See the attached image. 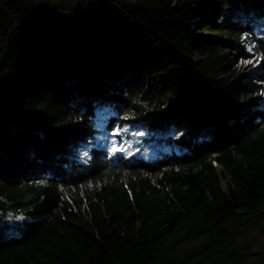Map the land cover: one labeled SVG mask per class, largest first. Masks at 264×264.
Returning a JSON list of instances; mask_svg holds the SVG:
<instances>
[{
  "label": "trees",
  "instance_id": "trees-1",
  "mask_svg": "<svg viewBox=\"0 0 264 264\" xmlns=\"http://www.w3.org/2000/svg\"><path fill=\"white\" fill-rule=\"evenodd\" d=\"M256 237L264 0H0V264H264Z\"/></svg>",
  "mask_w": 264,
  "mask_h": 264
},
{
  "label": "rangeland",
  "instance_id": "rangeland-1",
  "mask_svg": "<svg viewBox=\"0 0 264 264\" xmlns=\"http://www.w3.org/2000/svg\"><path fill=\"white\" fill-rule=\"evenodd\" d=\"M49 1H59V0H49ZM64 1H70V2H77L78 0H64ZM253 64V62L251 63H245V61H239L237 63V67H240V68H246L247 66ZM103 117H105V114L104 113H100L99 114V118L101 120V122L103 123ZM125 131H123L124 133H121V136L122 137V141H118L115 137H111V141L110 143L112 142V145L110 146V148H107V150L110 152V153H115V152H122L124 154H129L127 152H124L122 149L120 148H116L115 147V144L117 147H123V149L125 151H128V150H131L133 149V144L136 142L138 143V135H140L141 133L140 132H134L132 130H127V129H124ZM127 137V138H126ZM115 149V150H113ZM143 152V151H142ZM148 153L152 154L153 153V150L149 151ZM144 154V152H143ZM132 155H135V156H139V157H144V155L138 153V152H133ZM158 156V155H157ZM156 156V157H157ZM144 158H147V159H153L155 158V156H150V157H147L145 156ZM252 249L253 250H256L257 248H263L264 247V242H263V238L262 237H256L252 244ZM243 264H245V262H243Z\"/></svg>",
  "mask_w": 264,
  "mask_h": 264
},
{
  "label": "snow or ice",
  "instance_id": "snow-or-ice-1",
  "mask_svg": "<svg viewBox=\"0 0 264 264\" xmlns=\"http://www.w3.org/2000/svg\"><path fill=\"white\" fill-rule=\"evenodd\" d=\"M245 63H251V61H245ZM113 150H115V149H113Z\"/></svg>",
  "mask_w": 264,
  "mask_h": 264
}]
</instances>
